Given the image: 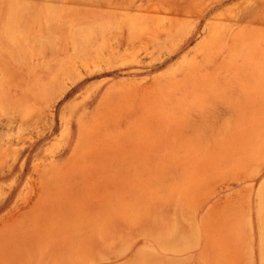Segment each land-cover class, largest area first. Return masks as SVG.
Returning a JSON list of instances; mask_svg holds the SVG:
<instances>
[{
    "label": "rangeland",
    "instance_id": "374dc122",
    "mask_svg": "<svg viewBox=\"0 0 264 264\" xmlns=\"http://www.w3.org/2000/svg\"><path fill=\"white\" fill-rule=\"evenodd\" d=\"M263 202L264 0H0V264H264Z\"/></svg>",
    "mask_w": 264,
    "mask_h": 264
},
{
    "label": "crops",
    "instance_id": "0c3cea01",
    "mask_svg": "<svg viewBox=\"0 0 264 264\" xmlns=\"http://www.w3.org/2000/svg\"><path fill=\"white\" fill-rule=\"evenodd\" d=\"M176 243H177V245H176ZM185 244H186V239H176L174 242H173V244H171L170 246H169V251L168 252H171L172 253V257H173V264H175V262H177V263H180V262H182V263H184L185 262V258H183V259H181V260H179V259H177L174 255H175V252L176 253H181L182 252V254H183V252H185L186 251V246H185ZM169 257H171V255H168ZM184 261V262H183Z\"/></svg>",
    "mask_w": 264,
    "mask_h": 264
},
{
    "label": "bare ground",
    "instance_id": "6f19581e",
    "mask_svg": "<svg viewBox=\"0 0 264 264\" xmlns=\"http://www.w3.org/2000/svg\"><path fill=\"white\" fill-rule=\"evenodd\" d=\"M27 196V195H26ZM27 199V198H26ZM28 200V199H27ZM263 205H264V202H263ZM17 207V206H16ZM263 208H264V206H263ZM264 237V236H263Z\"/></svg>",
    "mask_w": 264,
    "mask_h": 264
}]
</instances>
